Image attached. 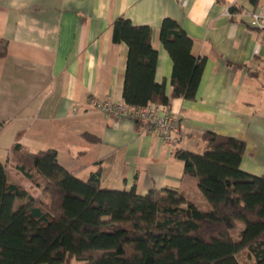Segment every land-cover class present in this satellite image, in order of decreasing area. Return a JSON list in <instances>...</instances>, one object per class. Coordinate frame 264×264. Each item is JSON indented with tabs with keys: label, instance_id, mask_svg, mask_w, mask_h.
<instances>
[{
	"label": "crops",
	"instance_id": "0c3cea01",
	"mask_svg": "<svg viewBox=\"0 0 264 264\" xmlns=\"http://www.w3.org/2000/svg\"><path fill=\"white\" fill-rule=\"evenodd\" d=\"M230 5L264 11V0H0V37L7 39L0 57V160L8 181L40 192L10 157L17 135L24 150L54 148L59 162L83 179L100 167L104 186H134L141 194L173 187L200 209L210 203L196 178L184 174L174 148L202 151L206 131L235 136L245 141L240 167L264 173V41L240 10L228 14ZM120 15L151 26L154 78L167 95L173 62L159 38L162 19H175L192 38V54L205 57L194 98L170 96L180 119L172 143L141 120L97 105L124 101L128 48L112 40ZM243 226L238 221L236 230Z\"/></svg>",
	"mask_w": 264,
	"mask_h": 264
},
{
	"label": "trees",
	"instance_id": "16d2710c",
	"mask_svg": "<svg viewBox=\"0 0 264 264\" xmlns=\"http://www.w3.org/2000/svg\"><path fill=\"white\" fill-rule=\"evenodd\" d=\"M159 38L173 62L170 95L154 78L151 26L123 15L112 21V40L128 48L122 94L130 106L195 96L205 57L192 54L191 36L171 17L162 19ZM6 52L7 39L0 37V57ZM203 136L202 151L173 152L184 174L196 178L208 209L173 187L141 194L134 186H104L100 167L83 179L59 162L54 148L24 150L17 135L10 157L40 192L8 181L0 160V264H264V173L240 167L243 139L214 131ZM238 221L244 223L239 231Z\"/></svg>",
	"mask_w": 264,
	"mask_h": 264
},
{
	"label": "built area",
	"instance_id": "2783aa9c",
	"mask_svg": "<svg viewBox=\"0 0 264 264\" xmlns=\"http://www.w3.org/2000/svg\"><path fill=\"white\" fill-rule=\"evenodd\" d=\"M240 12L248 25L261 32V39L264 41V11L261 8H242ZM228 14L237 13L228 9ZM97 105L108 113L141 120L146 131L156 132L165 143L174 142L179 135L180 119L178 114L170 108L169 102L151 101L140 106H130L125 101L104 100Z\"/></svg>",
	"mask_w": 264,
	"mask_h": 264
},
{
	"label": "rangeland",
	"instance_id": "374dc122",
	"mask_svg": "<svg viewBox=\"0 0 264 264\" xmlns=\"http://www.w3.org/2000/svg\"><path fill=\"white\" fill-rule=\"evenodd\" d=\"M17 202V201H16ZM16 204H18V203H16ZM80 262L79 261H75L73 264H79Z\"/></svg>",
	"mask_w": 264,
	"mask_h": 264
}]
</instances>
